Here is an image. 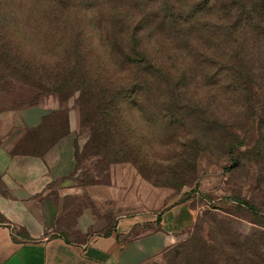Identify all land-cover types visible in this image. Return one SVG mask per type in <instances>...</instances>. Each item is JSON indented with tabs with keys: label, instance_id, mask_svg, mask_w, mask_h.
Listing matches in <instances>:
<instances>
[{
	"label": "rangeland",
	"instance_id": "rangeland-1",
	"mask_svg": "<svg viewBox=\"0 0 264 264\" xmlns=\"http://www.w3.org/2000/svg\"><path fill=\"white\" fill-rule=\"evenodd\" d=\"M200 1L0 0V83L71 120L108 205L199 207L166 264H264V42Z\"/></svg>",
	"mask_w": 264,
	"mask_h": 264
},
{
	"label": "crops",
	"instance_id": "crops-1",
	"mask_svg": "<svg viewBox=\"0 0 264 264\" xmlns=\"http://www.w3.org/2000/svg\"><path fill=\"white\" fill-rule=\"evenodd\" d=\"M56 115L0 83V264H166L199 207L108 205L120 193L83 182Z\"/></svg>",
	"mask_w": 264,
	"mask_h": 264
},
{
	"label": "trees",
	"instance_id": "trees-1",
	"mask_svg": "<svg viewBox=\"0 0 264 264\" xmlns=\"http://www.w3.org/2000/svg\"><path fill=\"white\" fill-rule=\"evenodd\" d=\"M62 3L72 0H58ZM159 1V0H158ZM166 7L169 19L175 21L174 12L169 0H160ZM189 9L188 19L196 21L207 19L211 12L221 13L224 16H232L229 27L240 25L243 30H247L264 42V0H201ZM235 33V28H233ZM233 33V32H232ZM151 68V67H150ZM150 72V70H149ZM236 88L239 85L234 83Z\"/></svg>",
	"mask_w": 264,
	"mask_h": 264
}]
</instances>
